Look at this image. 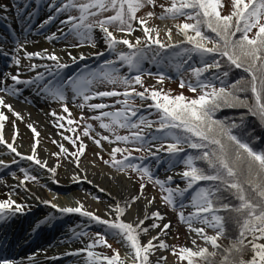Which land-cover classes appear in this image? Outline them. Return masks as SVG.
<instances>
[{
	"label": "snow or ice",
	"instance_id": "1",
	"mask_svg": "<svg viewBox=\"0 0 264 264\" xmlns=\"http://www.w3.org/2000/svg\"><path fill=\"white\" fill-rule=\"evenodd\" d=\"M40 3V0H36ZM234 11L227 16L221 15L218 8L221 7L220 0H181L177 6L176 0H172L171 6L165 8L160 19L170 18L177 19L184 16L187 19L195 21V23H183L174 25L177 34L183 36L181 41H172V29L168 28L165 35L168 37L169 43H165L160 39L159 30L147 26V19L137 17L136 13L146 7L155 6V0H87L86 3H80L79 0H51L47 5L50 15L40 24V28L57 20L61 15H66L65 19L60 20V27L57 32L61 33L58 37L56 33L48 36V40L58 38L67 39L69 35H73L80 43L70 45V47H82L87 43L89 46L97 47L94 39V29L98 28L102 33V39L106 44L105 51L111 53L114 59L105 60L101 65L100 72H90L87 75H80L75 78L69 76L63 78L60 73L63 69L70 65L61 62L55 52H49L43 49L38 52H28L20 40L14 41L11 50H6L0 43V56L10 59L9 67L16 69L15 74L11 72L0 73V109H7L17 118H21L16 113L11 104L6 102V96H19L21 89L19 85L35 86L37 91L44 93L50 100L59 102L62 110L68 113L67 122L69 125L78 123L72 116L67 104L66 92L71 91L73 99L80 97L82 102L76 106L80 109L87 107L90 111L96 112L101 110L98 115H93L88 119L100 121V128L114 135V140L108 135H101L94 132L91 124H86L83 129V136L88 137L93 143L103 151L102 141L112 144L116 141L123 142L125 145H133V147L120 148L113 147L111 149V163L109 160L103 162L118 171L125 172L131 169L133 172L141 173L139 179L153 183L158 186L162 195L161 200L171 206L173 210H177L180 221L188 226L190 232L196 233V236L202 239L206 245H211L213 251L209 252L207 247H201L193 239V248L180 247L177 253L176 249H172L173 255H178L181 261H187V264H198L197 258L203 260L205 264H214V258L219 254L221 259L219 264H264V149H255L249 141L244 138V134L237 135L234 129H244V114L239 118L237 123L235 119L223 120L215 118L216 112L224 107L228 108H245L247 114H251L259 118L261 127L264 128V0H232ZM27 5H25V8ZM0 9L6 10V5H0ZM95 9V11H93ZM76 10L79 15L73 16L71 12ZM113 11L114 14L105 16L102 19L91 20L90 17H96L103 12ZM187 10V11H186ZM30 18L33 13L29 12ZM147 17L155 15L154 12H148ZM235 18V21L234 19ZM7 19V17H0ZM139 25V28L135 26ZM115 25V31L122 33L117 36L110 27ZM202 26L214 33V37L206 35L202 30ZM65 29H67L65 31ZM256 29L254 36L250 37L249 33ZM31 29H25L30 31ZM137 30L142 31V37H134L133 33ZM190 33H194L191 35ZM237 33H240L237 37ZM211 43V47L207 46ZM184 44L191 45L190 48H183ZM125 46L128 51L121 50L118 46ZM180 49L184 54L196 53L201 57V66L193 67L189 64L191 56L183 58L178 64V70H190L194 82L181 79L179 87L181 89L187 87L188 90L195 95V98L185 97L183 92L172 96L164 90L157 89L155 86L145 87L142 80L143 75H152L142 70V61L148 59V53H152L151 59L155 60L161 57L164 50ZM23 59L32 61L48 60L54 64L29 63L22 65ZM72 62L84 60L87 57L83 52L79 56H72L68 53ZM104 51L94 53L95 56H104ZM220 57V59H217ZM226 58V63L224 62ZM119 63L121 67L126 66L129 71H135V76H121L115 65ZM185 66H188L185 68ZM242 69L247 73V77H241L238 80L229 82L230 69L232 67ZM43 68L44 71H37ZM214 70V71H213ZM24 71L34 73L29 78H22ZM212 73V77L206 76V73ZM165 77L159 74L156 83L162 84ZM12 83L9 84L8 81ZM215 81L220 82V87H216ZM97 83L122 84L131 87V91L120 93L113 91H96L94 85ZM134 85H139L143 91H137ZM251 93L249 97L248 93ZM123 95V101L118 100L116 103L121 104V108L117 111H102L109 108L110 105L104 103H90L96 98L113 97ZM139 98L141 101L151 100V104H141L134 107L129 100ZM147 107L155 109L158 119L151 120L148 116L141 113V108ZM63 120L65 117L58 116L53 111L50 113ZM103 118H108L109 122H103ZM8 117L0 110V145L6 146L16 157L21 160L31 161L51 173L53 183H59L55 179L57 168L49 167L46 160L38 158L37 146L38 141L31 145V155H23L14 146L17 132L15 124H13V143H8L2 133L4 129V121ZM81 120H85L83 114ZM33 133L39 136V133L33 128ZM63 127V124L60 125ZM116 128L128 129V135L115 134ZM155 128V133L150 131ZM133 129L137 131H132ZM74 131L73 129H69ZM246 134V133H245ZM100 137L97 139L96 137ZM64 140L69 141L74 147H77L76 153L69 152L63 144L59 145V153H52L53 156H59L61 153L76 157V167H80L79 158L83 156L86 144L80 135L75 138L63 136ZM259 137H255L254 141H259ZM79 141L78 145L77 142ZM53 143H57L53 140ZM138 145V146H137ZM187 149L195 150L181 157ZM132 152H144L146 155L141 157L132 156ZM166 152L170 157L176 158L170 160L174 168L177 163L184 166V170L173 175H168L165 179L156 177L151 169L144 164L149 158H155L159 163L158 154ZM117 153H127L122 159L117 160ZM100 156V153H95ZM103 159L102 156H100ZM139 161V163H136ZM12 164H19L15 158ZM201 164L205 166H201ZM246 165V168H245ZM0 167L8 169L11 164L0 160ZM19 172L23 174L20 179L15 173H12L14 179H18V184L13 186L9 198L0 200V223L15 216L16 214H24L26 209L31 206L27 203H19L12 199V195L16 194V188H23L25 192H30L26 187L27 182H38L39 178L31 174L30 169L19 168ZM246 173V176H245ZM125 174H127L125 172ZM241 177H245L243 180ZM177 178L183 182L176 183ZM73 182L87 181V177L73 175ZM91 183V181H87ZM0 183H3L0 178ZM175 184V186H173ZM247 186V187H246ZM47 187V185H43ZM146 183L140 184V195L132 196L130 200L125 201L123 205L116 203L108 205L105 209L104 217L96 212L89 211L82 202L77 201L76 207H59L50 200H42L41 203L50 205L62 214H79L88 218L89 224H98L104 226L107 231L95 233V239L85 245L83 249L74 253H66V255H79L81 252H87L85 264H100L101 259L106 264H118L119 252L112 249L113 255L101 256V254L92 251L93 248L103 245L111 249V244L107 243V237L111 235L118 243H122L126 248L131 250L130 255L134 260V264H153L150 256L156 250H165L170 246L160 239L161 234H166V230L170 228V223L161 226L157 221H163L165 217L159 211L149 213L147 207L155 201V197L147 201L143 218L137 217L135 224L122 220L123 215L131 208L144 192ZM101 192L104 189H100ZM228 193L234 197L238 204L227 202L228 198L224 195ZM254 194V195H253ZM58 195V194H57ZM39 199V197H37ZM99 202V197H93ZM194 209L185 215V209ZM222 212H234L237 214L235 223L238 227V235L230 238L227 247L221 245L218 241L227 236L226 221L227 217L221 215ZM52 217L38 221L36 227L48 222ZM148 220H152L151 224H146ZM195 224L202 225L195 227ZM206 227L213 229L214 235L206 233ZM153 229H160V232L144 243L140 237L148 235ZM74 237H87L89 234L82 229L74 231ZM250 237V239H249ZM157 241L158 243H154ZM250 253L249 258H245ZM166 257L160 256L155 264H161L166 261ZM35 257H29L30 264H34ZM0 264H21L15 260H9L6 257H0ZM119 264H124L119 261Z\"/></svg>",
	"mask_w": 264,
	"mask_h": 264
},
{
	"label": "bare ground",
	"instance_id": "2",
	"mask_svg": "<svg viewBox=\"0 0 264 264\" xmlns=\"http://www.w3.org/2000/svg\"><path fill=\"white\" fill-rule=\"evenodd\" d=\"M14 1L19 3L21 6L24 4H26L27 7L30 6V3H26V0ZM40 1L42 5H45V7H47V5L51 2V0H46V2L43 0ZM32 9L33 8L29 7L27 10L29 11ZM44 10L38 8L36 14H34L33 11L31 12L33 13L31 17L36 16L38 18V22H36L35 25L42 23L46 19V17H41L43 14H46ZM0 16L7 17V19H1L0 21V23L4 26L3 36H5V29L13 27L9 20L15 22V19L11 13L3 9H0ZM65 18V16H62L61 19L55 21L54 23H57V26H52L51 30L47 31L44 35H32L30 37L19 35L13 41H11L10 38L3 39V36L1 35L0 43H2L6 50H11L14 46V41L16 40H20L24 43L28 52H38L43 49H48L49 52H55L59 57H61L62 63L69 61L67 60V58L70 57L68 54L69 52L72 56L77 57L81 52H83L87 58L84 60H78L74 63L76 65L89 62L90 59L95 57L94 53L104 51L106 49V44L102 39V33L99 29L96 30L97 40L95 43L97 47L95 48L89 46L87 43L82 47H70L68 44L58 46L57 43H55L56 40H48L47 36L52 35V33H56L59 37L61 33L57 32V29L61 26L60 20ZM172 22V19H162L160 25L158 26L159 32L163 33L164 31L166 32L168 28H171L172 41H180V39H182V35L177 34V29L172 27V25H174ZM25 24L26 22H24V26ZM135 26L139 28L138 24H135ZM0 33H2L1 30ZM114 34L118 37L123 35L122 33L116 31H114ZM133 36L142 37L143 33L142 31L137 30L133 33ZM166 39L168 40L167 36ZM119 48L121 50H127V48L123 45H120ZM19 55L21 56L22 65H28L29 63L54 64L53 61L48 60L33 59L32 61H29L27 59H23V52ZM10 62V59L7 57H4L3 63L0 61V73L11 72L12 74H15L16 69L8 66ZM151 62L152 61H150V63ZM146 63L149 64L148 62ZM80 66L81 69L85 71L90 67L88 66L85 68L84 64ZM37 71L42 72L44 69L40 68ZM64 71H66V69L61 71L60 76ZM81 74L85 75L84 73ZM32 75H34V73L24 71L22 78L26 79ZM8 82L9 84L12 83L10 80ZM20 86L21 85L18 86L21 89L19 96H6L5 99L8 104L12 105L14 111L19 113L21 118L18 119L17 116L13 115V113L9 112L7 109H0L7 117H10L9 120L7 119L4 121L5 127L2 130L5 140L8 143H13V124H15L17 135L14 146L17 150L23 155H31V145L38 141V158L46 160L49 167H55L57 163L52 157L53 147L50 143V139H54L61 144V136L64 133V126L60 127V125L65 124L66 118L58 120L57 117L52 116L50 113L55 111L58 116L63 117H66L68 113L63 112L59 102L50 100L44 93H37L35 90L33 91L34 86H26L25 88ZM96 91L101 90L96 89ZM65 94L67 99L64 103L67 104L69 110L74 108L78 109L83 114H92V111H90L87 107L82 110L76 106L82 102V98L77 97L74 100L73 94L70 90ZM0 95H2V93H0ZM90 103H99L98 98L90 101ZM28 125H32L39 133L38 139L37 136L34 135L32 128H29ZM88 141L92 143L91 139H88ZM59 143H57V147H59ZM102 144L104 149L102 152L104 153H111V149L115 147V143L109 144L102 142ZM0 149L4 152L11 153L4 145H0ZM96 149L101 151L100 148L96 147ZM15 159L19 161V164H11V167L8 169L0 167V178L3 180V183H0V200L8 199L13 186L18 184V179H14L12 173H15L20 179L23 178V174L19 172L20 167L33 171V173L38 176L39 181L26 183V187L30 190V192H25L23 188H16V194L12 195L11 198L15 199L19 203H27L31 207L26 209L24 214H16L15 216H12L6 221L0 223V236L10 234L15 230V228H17L19 233L22 232V234H24L22 241L28 238V241L26 242H33L35 245L43 243L44 247V249L40 250L32 249L29 253L19 255L13 259L21 262V264H30L29 257H35L34 264H85L87 258L86 251L81 252L79 255H66V253L77 252L78 250L83 249L86 244L90 243V241L84 239L85 236L76 238L73 235L74 231H80V229L83 228L82 226L87 227L89 224L88 218L75 213L62 214L50 205L41 203L42 200H50L59 207H76L78 206L77 201H79L84 204L87 210L96 212L101 217H104L105 209L108 205H114L116 203L123 205L125 201L130 200L132 196L140 195V187L136 185V181L133 178L128 177L125 172L103 165L96 159V155L93 158H85L84 155L81 156L79 158V168L76 167V157L70 155L67 161L64 162L60 168H57L55 179L59 181L58 184L53 183L50 178L51 173L40 169L37 165L32 164L31 161L21 160L16 156ZM0 160H4L5 163H10L12 161V157L10 155L2 154L0 155ZM153 160H155L154 165H156V159L153 158ZM163 165H160L159 169L161 170L159 171L160 179H165L168 175L180 172L179 168L177 169V166L168 169V164H165L164 168ZM73 175L80 177L86 176L87 181H91V183L84 180H81V182L78 183L73 182ZM178 180L179 179L177 178L176 183H178ZM43 185H47V187H43ZM173 186H175V184H173ZM100 189H104V191L101 192ZM37 197H39V199H37ZM93 197H99V202L93 199ZM153 197H155V201L147 207V211L149 213L153 211H159L162 213L165 219L163 221H157L161 224V226L164 224V221L170 223L171 226L166 230V234L160 235L161 240L168 242L172 237V223L170 218L166 216L164 204L158 197V193L155 190H150L147 193L146 189H144L143 195L131 205V208L125 213V215H123L122 220L135 224L137 217L143 218L147 201ZM47 217H52V219L48 220V222L44 224H41L39 228H37L36 225L38 221L45 220ZM151 223L152 220H148L146 222V224ZM199 225L200 224H195L194 226L201 227ZM91 226L99 227L101 229L105 228L104 226L94 223L91 224ZM29 228L30 230L34 229L33 235L31 232L29 234ZM159 232L160 229H153L148 233V235H142L140 239L146 243L151 236H155ZM188 237L190 239L191 237L195 239L198 238L194 232L189 234ZM154 243L158 242L154 241ZM24 245L26 244L18 243L16 244L15 249H19ZM92 251L101 254V256H112V254L106 253L97 247L93 248ZM130 253L131 250L124 246L121 251L122 256L119 254L118 264L119 261H123L124 264H134V260ZM160 256L167 258L166 261H161V264H176L174 257L169 253V251L159 249L156 250L152 256H150L153 264H155L156 260ZM0 257H5V254L1 253ZM249 257L250 253L245 256L246 259ZM100 264H106V261L101 259Z\"/></svg>",
	"mask_w": 264,
	"mask_h": 264
},
{
	"label": "rangeland",
	"instance_id": "3",
	"mask_svg": "<svg viewBox=\"0 0 264 264\" xmlns=\"http://www.w3.org/2000/svg\"><path fill=\"white\" fill-rule=\"evenodd\" d=\"M79 2L80 3H86L87 0H79ZM176 2H177V0H176ZM171 3H172V0H155V6H146V7L142 8V9H140L136 13V15H137V17H144V18H146L147 21H148V23H147V26L148 27H150V28H156V29L159 30V27L158 26L160 25L162 19H160L158 17H160L162 14H164V10H163V8H161V5H164V7L167 8V7H170L171 6ZM180 3H181V0L179 1V4ZM220 3H221L220 9H221V12L223 14H227V13H229L232 10V0H220ZM0 4L1 5H6L7 6V9L8 8H13L15 6L13 3L10 2V0H0ZM93 11H95V9H93ZM148 12H154L155 15L152 16V17H147L146 14ZM113 14H114V12L111 11V10L110 11H107V12H103V13H101L100 15H98L96 17H90V22H91V20L102 19L105 16H110V15H113ZM71 15L78 16L79 13L76 10H73L71 12ZM168 19H170V18H168ZM172 20H173L172 23L174 25H179L181 23L183 24V23H190L191 22V20H189L187 18H183V16L180 19H172ZM263 21H264V18L261 19V22L262 23H263ZM174 25H172V27H174ZM110 28L113 29V30H115V25L111 26ZM175 28L176 27H174V29ZM95 30L96 29H94V31ZM97 30H98V28H97ZM95 33H97V32H95ZM95 33H93V35H94V39H95V42H96V35H95ZM159 33H160V39L162 41H164L165 43H169V41L166 39L165 31L163 33H161V32H159ZM64 41L65 40H58L57 43L58 44H64ZM67 41H69V42H66V41L65 42L68 43V44H70V45L73 44V43H75V44L76 43H80L73 35H69ZM126 51H128V50H126ZM178 52H180L179 49H176V50H170V49L169 50H164L162 56L161 57H157L155 60L151 59L152 53L149 52L148 53V59H145L144 61H142L141 67H142V70L145 73H152V75H143L142 76V80L144 81L145 87L155 86L157 89H161L162 88L164 90V92L165 91L178 92L179 90H183L185 93L188 94L187 95L188 97L195 98V95L196 94L190 92L187 87H185V89L184 88L181 89L179 87L180 80L177 79V77H176V75H174V73L176 71H178L177 64L183 58H187V56L190 55L191 56V59L189 60V64L190 65L192 63L193 64L194 63H197V64L201 65V57L198 54H196V53L184 54V53L181 52L180 55H177ZM109 54H111V53H109ZM105 57H108V59H114V57H113L112 54L109 55V56L108 55L99 56V58L98 57H95L96 58V63H97L98 60H100L101 58L104 59ZM103 59H101L100 61L101 62H104ZM67 60H69V61H67L68 63L72 62V60H71L70 57H68ZM92 60H94V59H90L89 61H92ZM150 61H152V62L150 63ZM145 62H148L149 65L152 64L153 67H150V66L145 65ZM115 66L119 70V74L121 76H127V73L128 72L130 73L131 76H135L137 74L134 70L130 72L129 69L126 66L121 67L119 63H117V65H115ZM93 70H95V68H93ZM159 74H163L164 77H165V79H164V81H163L162 84H157L156 83ZM130 75H129V77H130ZM205 75L208 76L209 78H211L210 76H212V73L209 72V73H206ZM106 85L109 86L112 91L113 90L118 91L117 89H119V91L121 90L122 92H124L126 90L127 91H131V87H126L125 85H122V84L112 85V84H107V83H97L96 85H94V88H95V90L96 89L97 90H101L102 89L101 91H111V90H109L108 87H106ZM134 87H135V89L137 87V91H143V88H141L139 85H134ZM121 97H123L125 99V97L123 95H121ZM99 100L106 101L107 104L113 105L114 107L115 106H118L119 109L121 108V104L119 106V104L116 103L118 100H121L119 96L103 97V98H100ZM133 102L134 103H132V105L134 107H139L142 103L145 104V105H147V104H151L152 101L151 100L141 101L139 98H136L135 100H133ZM151 110L152 109H149V108H147L145 106V107L141 108V113L143 115H145V116H148L149 118H152L151 117V112H150ZM69 111L72 114V116L70 118L74 119L75 121H78V123H74L72 125H69L68 122H67V119L69 118L68 117V114H67V116L65 117L66 118V122L64 124L65 125V127H64V133L61 136V139H62L61 144H63L66 148H68L69 149V152L76 153L77 152V147H74L71 143H69V141L64 140L63 139V136L66 135V136L75 138L76 135H80L82 137V139H83V142L86 144V149H85V152L83 154L85 156V158H87V157L93 158L95 156L94 154L99 152L100 153V156L103 157V159H101L100 156H97L96 155V159L99 160V162H101L103 165H106L103 161L104 160H109L110 163H111L110 153H104V152H102L100 150H97L96 149L97 146L93 143V141L91 143L90 141H88V139H89L88 137H84L82 135L83 134V129L86 126V124H91L93 126V129H94V132L92 133V135H95V133H100L101 135H108V136H110V139L114 140V135L113 134H110L108 131L100 128V126H99L100 121L93 120V119H88L89 117L95 115L96 112H92V114H88V113L83 114L78 109H74V108L72 110H69ZM82 114L85 117V120H81V115ZM103 122L108 123L109 122L108 118H103ZM69 129H73L74 131H71ZM127 130L128 129L116 128L115 129V134L124 136V135H127V133H126ZM133 130H135V129H133ZM148 131H150L152 134H156L152 130H148ZM38 137L39 136H37V139H38ZM96 138L99 139L100 137L97 136ZM53 140L54 139H50V143H51V145L53 147L52 153H59L60 149H59V147H57V143H59V142L55 140L57 143L54 144L53 143ZM102 142L103 143H108L107 141H102ZM78 143H79V141L77 142V145H78ZM114 143H115V147H120V148H125V147L131 148V147H133V145H130V144L129 145H125L123 142H119V141H116ZM59 145H60V143H59ZM142 153H144V152H142ZM118 154H119L120 157L118 156ZM124 155H127V153H117L116 154V159L117 160H120V159L123 158ZM144 155H146V153H144L142 156H144ZM164 155H165L164 152H160L158 154L159 160ZM69 156L70 155H67L65 153H61L58 157L52 155V157L56 161L57 165H59V168H60V166L63 165L64 162L67 161V159H68ZM132 156H134V157L140 156L141 157L140 152H132ZM171 159H174V158H172V157H170L168 155V156L164 157V159H162L160 161L163 164H166V161L171 160ZM150 160H151V158L145 160L144 162L146 163V161H147L151 165H152V163H155V160H153L152 162ZM156 163H157V161H156ZM178 164L181 165V167H178V168L181 171H183L184 170V166L181 163H178ZM106 166H108L109 168H112V169L117 170L116 168L111 167L110 164H108ZM167 167H168V169L169 168H172V165L171 164H168ZM125 172L127 173V176L128 177H131V178H133L136 181V185L138 187H140V184L142 182H144V183H146L145 189H146L147 193L150 190H155L156 192L158 191L157 192L158 193V197L159 198L161 197L162 193H161L160 189L158 188V186H155L153 183L147 182L146 178H145L144 181H141L139 179V176L141 175V173L133 172L131 169H126ZM152 172H153V174L156 177L159 175V171L157 169L152 170ZM31 174L36 175L35 173H33V171H31ZM178 183H180L182 185V187L184 186L182 181L178 180ZM162 203L164 204V208H165V211H166V216L170 218L171 223H172V234H171L172 237H171V240H170L169 253L174 257V261H175L176 264H187L186 261H181L179 258H177L176 255H173L172 254V249L175 248L176 251H177V253H178L180 247L193 248L191 245L189 246L186 243L190 242L189 244H192L193 245L192 241L195 238L191 237V239H190L188 237L189 234H192V232L189 231L188 226L186 224H184V223H182L180 221V219L178 217L177 210H173V208L171 206H168L163 201H162ZM193 210L194 209H192V211ZM184 211H185V215H187L188 212H190V210H186V209ZM199 226H202V225H199ZM96 228L100 229V232L107 231L106 228H104V229H101L99 227H96ZM205 230H206V233L208 235H214L215 234V232L211 228H207L206 227ZM88 234L89 235L87 237H84V239H87L88 241L92 242V240H94L96 238L95 237V233H88ZM107 238H108L107 239V243L108 244H111V246H112L111 249H109L108 247L103 246V245L102 246H97V248H99V249H101L104 252L109 253V254H113L112 249H115V250H117L119 252L120 256H122L121 255V251L124 248L123 244L122 243H118L116 241V239H114L111 235H109ZM249 239H250V237H249ZM218 242L221 245H223L224 247H227L229 245V243H230V237L226 236L225 238H221ZM196 243L198 245H200L201 247H207L208 250H209V252L213 251L211 245H206L205 242L202 239H200V238H196ZM42 248H43V246L41 245V246H38V247L34 248V250H40ZM202 262H203V264H205L204 261H202Z\"/></svg>",
	"mask_w": 264,
	"mask_h": 264
},
{
	"label": "trees",
	"instance_id": "4",
	"mask_svg": "<svg viewBox=\"0 0 264 264\" xmlns=\"http://www.w3.org/2000/svg\"><path fill=\"white\" fill-rule=\"evenodd\" d=\"M179 1L180 0H177V6H179ZM244 2L246 3L247 0H244ZM218 11L223 16L230 15L234 11L233 3H232V10L229 13L223 14L221 12L220 7L218 8ZM181 17L182 16H180L179 19ZM183 18H186V17L183 16ZM233 19L235 21V18H233ZM190 23H195V21L191 20ZM263 23H264V21H263ZM203 27H204V30H203ZM202 30L206 33V35H208L210 37H214V35H215L214 33H211L206 28V26H202ZM255 31H256V29H253L252 32L249 33V36L250 37L254 36ZM193 35H194V33H193ZM239 35H240V33H237V37H239ZM182 47L183 48H190L191 45L184 44ZM217 59H220V57H217ZM224 62L226 63V58H224ZM192 66L193 67H199L201 65H197L196 63H194ZM175 75H176L177 79L180 80V81H181V79H183L185 81H189V80H191V81L193 80L194 81V78L192 77L190 70H181L180 72H177ZM247 75L248 74L245 73L242 69H237V68H235L233 66L230 69V75H229V77L227 79H228L229 82H232V81L238 80L241 77H247ZM214 84H215L216 87H220V82L214 81ZM165 92L166 93L170 92V94L172 96H175V95L183 92L184 96L188 97L187 96L188 94L185 93L183 90H179L178 92H171V91H165ZM248 95H249V97H251V93L250 92L248 93ZM188 98L191 99V97H188ZM151 113H152V116L154 118L153 120L158 119V114H157V112H156V110L154 108L151 110ZM242 114H244V125H245V127H244V129H234L233 130L234 133L237 134V135L244 134V138L249 141V143L251 144V146L253 148H255L257 150L264 149V128L261 127V124H260V121H259L258 117L253 116L251 114H247V109H245V108H228V107H224L221 110H219L218 112H216L215 118L221 119V120H223L225 118H228L230 121L235 119V121L237 123H239L240 122L239 118L241 117ZM126 133L128 135L129 134V130H127ZM255 137H259L260 140L259 141H254ZM194 151L195 150L186 148V151L184 153H181L180 156L183 157L186 154L192 153ZM140 153L143 154L142 152H140ZM201 166H205V165L201 164ZM245 168H246V165H245ZM245 176H246V173H245ZM244 178L245 177H241L242 180ZM224 195L228 198L227 202H230V203H233V204H238L239 203V201H237L234 197H231L228 193H224ZM221 215H224L225 217L228 218L227 221H226L227 236L230 237V238H235L238 235V227H237V225L235 223V220L238 218L237 214L234 213V212H222ZM95 233H97V232H95ZM100 246H102V245H100ZM176 256H177V258H179L178 255H176ZM220 259H221V256L218 254L214 258V264H219ZM197 260H198V264H203V262H202L203 260H200L199 258H197Z\"/></svg>",
	"mask_w": 264,
	"mask_h": 264
},
{
	"label": "water",
	"instance_id": "5",
	"mask_svg": "<svg viewBox=\"0 0 264 264\" xmlns=\"http://www.w3.org/2000/svg\"><path fill=\"white\" fill-rule=\"evenodd\" d=\"M161 214H162V213H161ZM165 223H167V222H166V221H164V224H165ZM165 243H167V244L170 246V241H168V242H165ZM187 245H189V246H190V245H192V244H189V243H188ZM192 247L194 248V245H193ZM169 249H170V247H169L168 249H165V250H166V251H169Z\"/></svg>",
	"mask_w": 264,
	"mask_h": 264
}]
</instances>
